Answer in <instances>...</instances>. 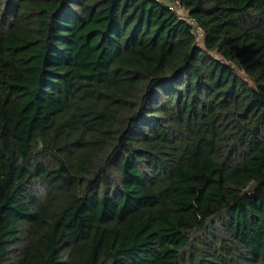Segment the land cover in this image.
Segmentation results:
<instances>
[{
	"label": "trees",
	"instance_id": "trees-1",
	"mask_svg": "<svg viewBox=\"0 0 264 264\" xmlns=\"http://www.w3.org/2000/svg\"><path fill=\"white\" fill-rule=\"evenodd\" d=\"M0 264H264V0H0Z\"/></svg>",
	"mask_w": 264,
	"mask_h": 264
},
{
	"label": "built area",
	"instance_id": "built-area-1",
	"mask_svg": "<svg viewBox=\"0 0 264 264\" xmlns=\"http://www.w3.org/2000/svg\"><path fill=\"white\" fill-rule=\"evenodd\" d=\"M167 6H169L171 9L178 10L181 15H184L183 9L177 1L176 2H168Z\"/></svg>",
	"mask_w": 264,
	"mask_h": 264
}]
</instances>
